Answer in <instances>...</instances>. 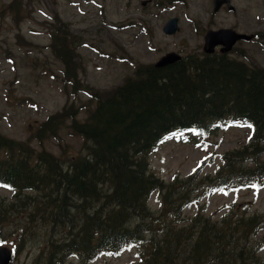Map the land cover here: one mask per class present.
<instances>
[{
	"label": "trees",
	"instance_id": "1",
	"mask_svg": "<svg viewBox=\"0 0 264 264\" xmlns=\"http://www.w3.org/2000/svg\"><path fill=\"white\" fill-rule=\"evenodd\" d=\"M55 19L51 47L64 66L65 87L72 83V95L88 89L94 104L83 120L71 103L39 126V137L56 135L54 125L71 118L85 151L67 165L48 150L32 153L21 141L0 138L6 151L0 153V185L15 198L0 206V232L16 228L14 212L23 217L15 253L25 236L38 237L29 231L35 222L49 231L40 251L44 264L71 255L85 262L128 244L138 245L139 253L127 264H264L257 253L264 216L241 214L233 226H217L199 211L181 219L185 205L215 190L264 184V68L225 53L190 52L163 66L140 63L134 75L97 90L81 83L71 31ZM222 121L246 122L250 139L241 153L225 151L212 172L200 175L197 167L171 185L149 167L148 154L173 134L206 137ZM190 186L200 193L190 198ZM154 192L158 208L148 205Z\"/></svg>",
	"mask_w": 264,
	"mask_h": 264
},
{
	"label": "rangeland",
	"instance_id": "2",
	"mask_svg": "<svg viewBox=\"0 0 264 264\" xmlns=\"http://www.w3.org/2000/svg\"><path fill=\"white\" fill-rule=\"evenodd\" d=\"M11 1L0 0V138L23 141L32 153L48 150L65 165L70 156L85 151L82 136L70 128L71 118L56 123L57 134L48 133L41 141L35 137L38 126L70 103L77 111L76 118L83 120L94 100L85 88L70 96V87L63 84V65L49 46L55 16L68 23L72 32L81 83L97 90L114 87L133 75L138 64L153 63L166 51L181 55L202 52L207 28L230 26L260 32L264 27V0H231L234 10L222 5L217 11L212 9V0H148L145 4L141 0H16L21 7L19 14L4 9ZM173 15L178 17L179 28L166 34L162 25ZM228 55L264 67V40L260 35L250 41L240 40ZM200 137L190 134L186 139L172 137L163 141L148 154L149 167L165 184H171L201 163L200 175L212 172L221 162L219 153L233 149L241 153L249 144L245 140L246 130L238 126L221 129L205 142ZM0 153L6 151L0 149ZM190 189V198L200 193L197 186ZM12 193L0 186L1 207L15 200ZM154 195L155 192L152 198ZM149 203L153 208L162 204L150 200ZM200 203H205V209L199 211L218 220L217 226H233L241 214L259 216L264 212V186L216 191ZM197 208L198 205L188 206L185 212L190 214ZM11 219L17 223L16 228H3L0 232L6 245L15 243L23 225L21 214L14 212ZM29 227L31 233L39 235L25 236L27 239L12 264H44V253L40 255V251L42 247L46 249L48 228L35 222ZM263 233L261 225L257 236ZM137 251L136 247L127 246L116 256L101 255L83 263L71 255L54 264H126L137 259ZM257 253L264 254V242L257 245Z\"/></svg>",
	"mask_w": 264,
	"mask_h": 264
},
{
	"label": "water",
	"instance_id": "3",
	"mask_svg": "<svg viewBox=\"0 0 264 264\" xmlns=\"http://www.w3.org/2000/svg\"><path fill=\"white\" fill-rule=\"evenodd\" d=\"M229 3V0H214V9H217L222 2ZM143 3L145 1H142ZM231 7L230 4H228ZM178 28L177 17H169L163 25V30L166 33H173ZM252 34L239 33L231 28H219V29H208L204 35L203 50L206 52H212L217 44L220 46L221 51H227L231 48L232 44L237 38L249 39ZM180 58V54L174 51H168L162 55L156 62L155 65L161 66L169 63H173ZM11 258V252L8 247L0 245V264H8Z\"/></svg>",
	"mask_w": 264,
	"mask_h": 264
},
{
	"label": "flooded vegetation",
	"instance_id": "4",
	"mask_svg": "<svg viewBox=\"0 0 264 264\" xmlns=\"http://www.w3.org/2000/svg\"><path fill=\"white\" fill-rule=\"evenodd\" d=\"M13 6L11 5V8H12ZM8 8V7H7Z\"/></svg>",
	"mask_w": 264,
	"mask_h": 264
},
{
	"label": "snow or ice",
	"instance_id": "5",
	"mask_svg": "<svg viewBox=\"0 0 264 264\" xmlns=\"http://www.w3.org/2000/svg\"><path fill=\"white\" fill-rule=\"evenodd\" d=\"M255 187V186H254Z\"/></svg>",
	"mask_w": 264,
	"mask_h": 264
}]
</instances>
